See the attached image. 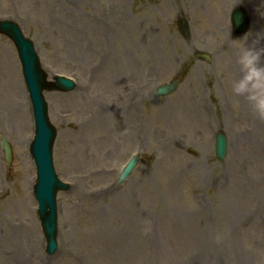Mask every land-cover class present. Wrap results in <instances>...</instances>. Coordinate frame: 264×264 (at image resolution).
Instances as JSON below:
<instances>
[{"label": "rangeland", "instance_id": "374dc122", "mask_svg": "<svg viewBox=\"0 0 264 264\" xmlns=\"http://www.w3.org/2000/svg\"><path fill=\"white\" fill-rule=\"evenodd\" d=\"M1 18L34 41L49 79L76 87L44 90L54 166L71 183L50 256L31 102L0 33V136L13 155L9 166L0 139V264H264V0H0ZM172 80L175 92L156 95Z\"/></svg>", "mask_w": 264, "mask_h": 264}, {"label": "water", "instance_id": "95a60500", "mask_svg": "<svg viewBox=\"0 0 264 264\" xmlns=\"http://www.w3.org/2000/svg\"><path fill=\"white\" fill-rule=\"evenodd\" d=\"M233 23L236 30L240 33L245 32L249 28L248 17L244 15L241 8L235 9L233 13ZM0 31L9 34L17 43L23 60L27 62L25 72L28 75V79L32 84L34 83L37 88V92L34 94V98L39 101H37L38 106L35 111L36 136L32 142L31 149L38 168V181L35 189L39 197L40 213L43 218V227L48 239V248L52 251L57 247L55 238L57 228L56 192L60 188H65L66 184L57 178L53 167L52 147L56 130L49 121L46 104L42 98V93H40L42 87L46 86L45 76L38 65L33 43L23 34L19 25L15 21L4 20L0 22ZM57 84L60 85V83ZM64 84V82H61L63 88L68 89L72 87ZM176 86L177 82H173L169 85L162 86L158 91L167 93L174 90ZM38 91H40L39 94ZM226 151L227 139L223 133H220L216 142L218 157L221 159L224 158ZM129 169H131L130 165L127 167L126 171L128 172Z\"/></svg>", "mask_w": 264, "mask_h": 264}, {"label": "bare ground", "instance_id": "6f19581e", "mask_svg": "<svg viewBox=\"0 0 264 264\" xmlns=\"http://www.w3.org/2000/svg\"><path fill=\"white\" fill-rule=\"evenodd\" d=\"M22 105H23V104H22ZM23 106H24V105H23ZM15 107H16L17 112H18L19 114H21L22 109H21L20 107H18V106H15ZM24 142H26V139L24 140ZM241 262H244V260L242 259Z\"/></svg>", "mask_w": 264, "mask_h": 264}]
</instances>
